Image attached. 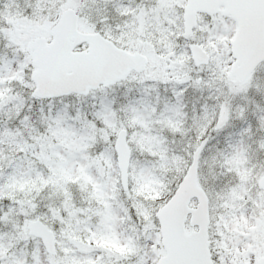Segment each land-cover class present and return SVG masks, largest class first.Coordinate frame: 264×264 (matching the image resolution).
<instances>
[{
  "label": "snow or ice",
  "instance_id": "snow-or-ice-1",
  "mask_svg": "<svg viewBox=\"0 0 264 264\" xmlns=\"http://www.w3.org/2000/svg\"><path fill=\"white\" fill-rule=\"evenodd\" d=\"M0 264H264V0H0Z\"/></svg>",
  "mask_w": 264,
  "mask_h": 264
}]
</instances>
